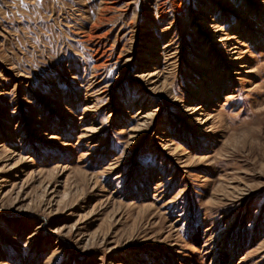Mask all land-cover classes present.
<instances>
[{"label":"rangeland","instance_id":"1","mask_svg":"<svg viewBox=\"0 0 264 264\" xmlns=\"http://www.w3.org/2000/svg\"><path fill=\"white\" fill-rule=\"evenodd\" d=\"M0 264H264V0H0Z\"/></svg>","mask_w":264,"mask_h":264},{"label":"bare ground","instance_id":"2","mask_svg":"<svg viewBox=\"0 0 264 264\" xmlns=\"http://www.w3.org/2000/svg\"><path fill=\"white\" fill-rule=\"evenodd\" d=\"M215 33H217V32H215ZM230 40H232V38L231 39H229V41ZM152 61L151 60H149V59H146L145 60V64H149V63H151ZM148 69V68H147ZM236 75H239V74H236ZM155 77H156V75H154V74H152V72H148L147 73V75H144L142 78L146 81V82H150V84L152 85L154 82H153V80L155 79ZM158 79V78H157ZM156 79V80H157ZM144 119V118H143ZM145 121V120H144ZM143 121V122H144ZM142 122V123H143Z\"/></svg>","mask_w":264,"mask_h":264}]
</instances>
